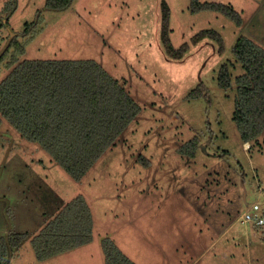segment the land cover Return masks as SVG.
Segmentation results:
<instances>
[{
  "label": "rangeland",
  "instance_id": "374dc122",
  "mask_svg": "<svg viewBox=\"0 0 264 264\" xmlns=\"http://www.w3.org/2000/svg\"><path fill=\"white\" fill-rule=\"evenodd\" d=\"M162 1L72 0L51 9L45 0H0V54L17 33L20 60L93 59L140 106L79 180L1 119L0 236L26 233L9 264H104V237L136 264H264V223L240 219L254 203L264 218V131L248 144L239 135L234 79L244 69L232 52L240 36L264 47V0H199L231 6L240 25L220 11H191V0H164L172 45L188 43L181 58L162 45ZM204 29L221 35L222 51L208 36L192 42ZM225 63L226 90L217 84ZM9 70L0 61V81ZM199 84L208 95L189 97ZM77 195L91 211L92 240L38 260L32 237Z\"/></svg>",
  "mask_w": 264,
  "mask_h": 264
},
{
  "label": "trees",
  "instance_id": "16d2710c",
  "mask_svg": "<svg viewBox=\"0 0 264 264\" xmlns=\"http://www.w3.org/2000/svg\"><path fill=\"white\" fill-rule=\"evenodd\" d=\"M71 2L45 0V7L65 9ZM190 9L220 11L237 25L242 21L236 10L223 3L191 0ZM169 17V7L163 0L162 45L167 55L181 58L188 43L183 42L178 47L172 45ZM29 27L23 34H28ZM206 36L215 40L218 50L222 51V37L213 29L200 30L192 37V42ZM24 52V44L11 37L0 54V61L10 69L0 81V121L5 118L24 138L41 145L54 161L79 180L116 141L139 113L140 106L126 88L93 59L20 60ZM232 52L244 69L234 79L233 119L242 142L247 143L264 131V47L240 36ZM217 84L225 90L232 86L226 63L218 70ZM201 95H208L207 88L201 84L189 93L193 98ZM187 144L191 149L187 154L192 155L199 145L198 136H193ZM92 229L89 206L82 195H77L32 237L36 258L44 260L89 243ZM25 238L26 233L19 232L0 236V264L10 263L13 249ZM101 245L104 264H136L111 238L104 237Z\"/></svg>",
  "mask_w": 264,
  "mask_h": 264
},
{
  "label": "built area",
  "instance_id": "2783aa9c",
  "mask_svg": "<svg viewBox=\"0 0 264 264\" xmlns=\"http://www.w3.org/2000/svg\"><path fill=\"white\" fill-rule=\"evenodd\" d=\"M259 210V205L254 203L240 215L241 221L245 223H253L255 225L263 224L264 218L260 215Z\"/></svg>",
  "mask_w": 264,
  "mask_h": 264
},
{
  "label": "water",
  "instance_id": "95a60500",
  "mask_svg": "<svg viewBox=\"0 0 264 264\" xmlns=\"http://www.w3.org/2000/svg\"><path fill=\"white\" fill-rule=\"evenodd\" d=\"M12 36H13V35H12ZM12 36H10V38H11ZM10 38H9V39H10Z\"/></svg>",
  "mask_w": 264,
  "mask_h": 264
},
{
  "label": "bare ground",
  "instance_id": "6f19581e",
  "mask_svg": "<svg viewBox=\"0 0 264 264\" xmlns=\"http://www.w3.org/2000/svg\"><path fill=\"white\" fill-rule=\"evenodd\" d=\"M247 144V143H246ZM245 146H247V145H245Z\"/></svg>",
  "mask_w": 264,
  "mask_h": 264
},
{
  "label": "crops",
  "instance_id": "0c3cea01",
  "mask_svg": "<svg viewBox=\"0 0 264 264\" xmlns=\"http://www.w3.org/2000/svg\"><path fill=\"white\" fill-rule=\"evenodd\" d=\"M248 144V143H247ZM87 244V243H86Z\"/></svg>",
  "mask_w": 264,
  "mask_h": 264
}]
</instances>
